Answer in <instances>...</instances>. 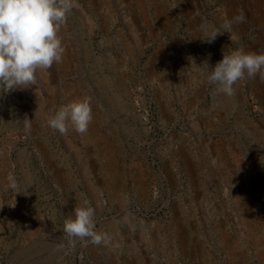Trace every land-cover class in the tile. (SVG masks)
<instances>
[{
	"label": "rangeland",
	"instance_id": "rangeland-1",
	"mask_svg": "<svg viewBox=\"0 0 264 264\" xmlns=\"http://www.w3.org/2000/svg\"><path fill=\"white\" fill-rule=\"evenodd\" d=\"M74 4L62 62L0 87V264H264V79L228 97L203 65L264 52V0ZM85 97L87 133L48 126ZM85 201L107 246L63 233Z\"/></svg>",
	"mask_w": 264,
	"mask_h": 264
},
{
	"label": "clouds",
	"instance_id": "clouds-1",
	"mask_svg": "<svg viewBox=\"0 0 264 264\" xmlns=\"http://www.w3.org/2000/svg\"><path fill=\"white\" fill-rule=\"evenodd\" d=\"M74 7V0H0V87L7 92L30 88L37 84L39 70L62 62L64 48L57 33ZM244 21L243 15L236 18L237 23ZM230 27L231 22L220 28L204 24L200 40L211 44L219 35L228 33ZM203 65L209 69L206 79L214 91L228 97L235 95L234 85L239 81L254 79L258 74L264 79V52L238 47L228 53L224 51L222 59L211 69L207 61ZM92 119L91 103L85 97L61 105L47 124L61 135L68 133L69 126L83 135ZM24 121L25 131L29 132L30 120ZM10 186L18 188L15 182ZM87 204L85 201L83 206L75 207L74 215L65 220L63 233L72 246L77 240L107 246L110 238L95 230V209Z\"/></svg>",
	"mask_w": 264,
	"mask_h": 264
}]
</instances>
